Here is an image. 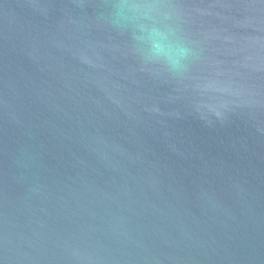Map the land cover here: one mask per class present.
<instances>
[{"label":"water","instance_id":"obj_1","mask_svg":"<svg viewBox=\"0 0 264 264\" xmlns=\"http://www.w3.org/2000/svg\"><path fill=\"white\" fill-rule=\"evenodd\" d=\"M112 4L0 0V264H264V0H159L181 75Z\"/></svg>","mask_w":264,"mask_h":264},{"label":"clouds","instance_id":"obj_2","mask_svg":"<svg viewBox=\"0 0 264 264\" xmlns=\"http://www.w3.org/2000/svg\"><path fill=\"white\" fill-rule=\"evenodd\" d=\"M109 19L113 27L130 33L146 64L159 66L172 75H181L195 55L159 0H113Z\"/></svg>","mask_w":264,"mask_h":264}]
</instances>
